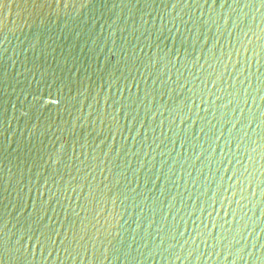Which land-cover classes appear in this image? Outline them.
Segmentation results:
<instances>
[{"label":"water","instance_id":"1","mask_svg":"<svg viewBox=\"0 0 264 264\" xmlns=\"http://www.w3.org/2000/svg\"><path fill=\"white\" fill-rule=\"evenodd\" d=\"M0 264H264V0H0Z\"/></svg>","mask_w":264,"mask_h":264}]
</instances>
